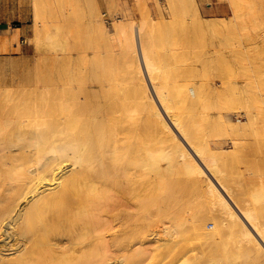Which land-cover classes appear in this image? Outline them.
<instances>
[{
    "label": "bare ground",
    "instance_id": "obj_1",
    "mask_svg": "<svg viewBox=\"0 0 264 264\" xmlns=\"http://www.w3.org/2000/svg\"><path fill=\"white\" fill-rule=\"evenodd\" d=\"M141 1L144 4L147 2V0ZM231 1L233 2L231 7L236 12V23L250 28L254 18L247 16L248 9L244 12L245 5H240L237 2L239 0ZM106 2L109 7L114 8L121 4L120 0H106ZM192 2L195 5L196 2L194 0ZM100 3L99 0H33L36 23L34 25L38 28L43 19L68 15L74 7L81 6L86 12L89 28L98 35H108L111 32L107 30L100 16ZM189 3H191L190 0ZM197 8L196 12L199 15ZM250 10L249 8V12ZM194 18L196 19V13ZM119 19L116 24L117 32H124L126 29L124 21ZM200 19L198 18V21ZM217 20H202L201 24L200 21L195 20L199 24L198 26L195 23V28L203 32L204 30L217 31L225 19L223 20L222 17ZM125 23L127 25V22ZM225 23L227 22H224V25ZM191 54L193 55L192 52ZM86 61L85 59L84 63L86 65L88 63L89 66L87 65V73L86 68L84 69L85 74L23 73L0 76V264H85L87 261L91 262L90 264L95 261L96 264H125L126 256L118 258L119 249L128 253L126 254L129 255L128 259L133 258L131 255H138L141 257L139 261H142V255L158 252L159 249L160 252L164 245L166 249L168 246L164 244L166 241H169L166 243L173 242V248L177 246L175 252L176 249H182L183 254L192 251L190 255L192 254L193 259L209 254H205V247L208 245L227 254L224 258L216 255L219 259L214 257L216 262H210V264H234L247 254L248 247L250 252L255 251V255L248 258L250 263H247L264 264V225L261 222H245L229 218L228 214L219 215L227 217L221 221L230 225L229 231L232 229V233L228 236L224 235L225 237H220L218 234V238L214 239L213 231L209 229L217 228V221L211 222L210 225L194 224L195 222L193 223L190 219L193 225H190L191 230H187L186 223L189 220L186 219L187 217L183 219L184 214L181 213L179 215L183 220L180 221L178 218L180 221L178 224L179 227H183L178 229L177 226L175 230L174 226L177 222L171 219V223H174L172 227L174 229L171 232L174 230L175 232L169 237L167 235L170 229L164 226V220L159 219L161 224L155 226L158 227L157 229L152 230L153 223L155 225L160 223L159 220L154 222L156 219H153V222L150 220L152 218L150 217V197H152L150 190L153 187L150 189L152 182L150 175H147L150 174L152 167L149 160L154 149L149 132L152 122L150 113L152 85L145 77L139 74L138 77L136 72L133 73L132 66L130 71L131 64L128 65V69L134 75L128 71L129 75L120 76L103 74L101 71L99 73L96 65L93 64L94 60L91 62L92 65ZM129 62L133 63L131 60ZM196 85L188 82L182 91V88L178 86L179 94L174 95L173 100L176 102L172 100L173 105L178 104L179 101V105L186 111H195L196 107L203 102L202 100L199 104L201 94L199 96L200 91L197 90L200 85H197L199 88ZM176 95L180 100H176L178 99ZM226 101L229 102V99ZM170 105H172L171 101L165 104L167 108H170ZM205 106L197 109L204 112L207 109ZM226 114L224 116L220 113L227 125L235 130L244 126L240 119V112ZM234 115L238 117L237 123H232ZM246 115L250 117L252 114L246 112ZM184 119L180 114L173 117L175 123L178 121L181 123ZM169 141L173 144L165 146L167 142H163V144L166 143L163 145L166 150L162 149V146L158 148L169 154L170 158L178 159L174 160V163L168 161L170 164L173 163L169 166L173 171V165L174 169L180 168V158L192 157L196 150L186 148L183 154L182 145L178 139ZM211 144H213L212 147L208 146L210 151L214 150L216 154L227 153V151L224 153L223 143ZM232 144H236L235 141ZM158 148L157 151H159ZM190 163L189 160L188 164ZM158 164H161L162 170L167 166ZM169 167L166 168L169 169ZM161 172L166 175L165 171L159 169V175ZM160 181L159 179V184L162 183ZM255 196L264 197V188L258 189ZM133 199L137 203L142 201L139 207V209L142 208V217H140L142 219H139L143 221V227L136 235L134 232L136 229L133 231L132 226L136 222L134 220L135 212H137L133 207ZM183 207L181 212L184 210ZM165 211L163 210L164 213ZM158 213L160 214V211ZM172 213L170 218L175 217L179 212L172 210ZM137 215L136 218H138ZM166 219L169 220L168 215ZM163 233L167 234V238ZM191 234L203 240L202 249L195 251L194 248L190 249L187 246V250L190 249V251L184 250L185 242L193 240L189 239L188 235ZM173 248H170L171 253ZM178 252L176 253H182L179 250ZM91 255L96 257L91 259ZM175 255L178 257L177 254ZM202 256V264L209 262L210 257L208 259L205 257L206 261H204ZM89 257L90 259L87 260ZM174 257L170 259L173 260ZM214 258L211 257L210 261H215ZM184 259L186 263L190 260ZM179 260L177 261L179 263L183 261ZM177 262L175 264H179ZM189 262L187 264L191 263ZM168 263H171L170 260ZM239 263L241 264V260Z\"/></svg>",
    "mask_w": 264,
    "mask_h": 264
},
{
    "label": "rangeland",
    "instance_id": "obj_2",
    "mask_svg": "<svg viewBox=\"0 0 264 264\" xmlns=\"http://www.w3.org/2000/svg\"><path fill=\"white\" fill-rule=\"evenodd\" d=\"M186 1L188 5L185 0H147L146 4L141 0H120L121 4L114 8L109 7L106 0H99V3L101 2L99 4L100 16L105 27L111 33L98 35L89 28L86 12L81 6L74 7L68 15L45 18L37 28L33 0H0V22L2 21L8 29L6 31L8 32L6 33V47L0 52V76L23 73L85 74L84 69L86 68L87 73L88 65V63L87 65L84 63L85 59L90 63L94 60L93 64L96 65V69L103 74L129 75L131 73L130 66H132L133 73L136 72L137 76L139 74L145 77L152 85L150 111L152 122L149 132L154 149L149 160L150 167H152H149L150 174L147 175H150V181L154 182L156 186L150 184L152 185L150 189L153 187L150 190L152 191V195H150L152 196L150 197V217L152 216V218L150 220L153 222V219H156L154 222H157L160 219L164 220L163 223L169 224H164L170 229L168 235L163 233L165 237L166 235L169 237L175 232L179 227L178 223L186 217L189 220L186 223L187 230H191L190 225H193L194 222V224L210 225L211 222L217 221L219 231L217 228L209 229V231H213L215 239L219 235L225 237L224 235L228 236L229 233H232V229L229 231L230 225L221 221L223 218H227L219 216L222 214H228V217L234 218V220L255 221L264 225V197L257 198L255 196L258 189L264 188V0L237 1L240 5H245L244 12L248 9L247 16L254 18L250 28H245L243 25L241 27L236 23V12L231 7L233 5L231 0H194L195 5L192 0H190L191 3L189 0ZM249 8L253 11L249 12ZM195 13L196 19L194 18ZM222 17L227 23L224 25V22H221V27L217 28L219 31L204 30L205 32H203V30L198 31L195 28V23L199 26V21L201 24L202 20H217ZM119 18L123 19L122 22L124 21L126 28L124 32H117L116 24L119 22ZM234 18L236 19L234 20ZM197 25L196 27L199 28ZM222 26L224 27L222 28ZM225 26H228V29ZM124 38L125 40H123ZM90 54L95 55L91 56ZM126 60L128 62L131 60L133 63H128ZM188 82L200 85V88L196 85L199 88L197 91H200L199 96L200 94L201 97L204 96L202 99L199 97V104L202 100L203 102L200 104L201 107L196 104L198 106L195 111H186L179 105V101L174 105L172 102L174 95L179 94L178 88L181 87L182 91ZM197 87L196 89H198ZM204 90L206 91L204 92ZM201 91L203 92L201 93ZM166 92L168 93L166 94ZM204 93L205 95H203ZM175 97L178 98L177 95ZM227 99L229 102L226 101ZM170 101L172 105L167 108L165 104H169ZM203 105H206L205 108H207L205 113L203 110L197 109H202ZM234 112H240V119L244 125L238 130L227 125L223 120L224 117L221 118L222 114L225 116L226 113L233 114ZM246 112H250L252 115L248 117ZM179 114L185 119L181 120V123L180 121L175 123L173 117ZM218 114L219 116H217ZM237 122L238 117L234 115L232 123ZM175 139L181 142L183 154L186 148H195L196 150L192 157L179 159L181 160L180 168H177L179 171L174 169V165L173 171L169 167L174 163V160L178 159L170 158L169 154L167 155L165 151L158 148L162 146V149L166 150L163 146L166 143L163 144V142H167L165 145L167 146L173 144L169 140ZM234 141L236 144H232ZM213 142L223 143L224 153L226 151L227 153L216 154V151H210L209 148L212 147L211 143ZM189 160L190 164H188ZM168 161L173 163L170 164ZM158 163H162L163 167L167 165L171 172L166 168L167 166L162 170L161 164ZM159 169L165 171L166 175L162 174L164 172L159 175ZM159 179L162 182L161 185ZM157 189H160L159 191L162 193ZM134 201L133 207L137 212H135V220L133 219L136 222L132 226L134 227L133 231L136 229L134 231L136 235L143 227V221H140L142 208L139 209L142 201L138 203L136 201L134 203ZM182 207L183 212H181ZM163 210H166L165 213ZM172 210L179 212L175 216L176 218L174 216L170 218ZM181 213L184 214L183 219L179 215ZM136 214L139 215H137L138 218H136ZM167 215L169 220H165ZM172 215L175 214L172 213ZM171 219L173 222H177V225L174 226L176 228L172 232L174 223H171ZM190 219L193 220V223ZM161 221L156 225L153 223L152 230L157 229L158 227L155 226L160 225ZM196 221L198 222L196 223ZM188 236L193 240L185 242L184 250L188 248H194L195 251L199 248L202 249L203 240L200 237H194L193 234ZM166 242H163L168 245L166 249L164 245L160 252V249L158 252L150 251V254L142 255V261H139L141 257L138 255H131L133 258L129 257L128 259L129 255H126L128 253H125L123 249H119L117 255L118 258L126 256V263L129 260L132 261L127 264H136L137 261V264L140 262L141 264H167L169 260L175 264L184 251L178 249L182 251L181 254H178L180 252L177 249L178 253L175 252L177 246L173 248V242ZM170 248H173L172 253ZM190 249L187 251L189 252ZM214 249L212 245H208L205 247V254H209L203 255L204 257L200 255L197 259H193L192 254L190 255L191 251L183 254L181 259H190L191 263L186 259L190 264H202L201 256L204 261L210 257L209 262L206 261V264H210V262L215 263L216 259H219L216 255H219L220 258L227 255ZM215 252L218 254H214ZM246 252L247 254L240 258L241 264L244 261V264L250 263L248 258L255 255V251L250 252L248 247ZM173 256H175L174 259H170ZM91 257L93 259L96 256L91 255ZM211 257L212 259L216 257L214 262L210 261ZM89 259L90 257L87 260ZM240 260L238 259L234 264H240ZM95 262L92 264H96ZM180 263L185 264V259Z\"/></svg>",
    "mask_w": 264,
    "mask_h": 264
},
{
    "label": "crops",
    "instance_id": "obj_3",
    "mask_svg": "<svg viewBox=\"0 0 264 264\" xmlns=\"http://www.w3.org/2000/svg\"><path fill=\"white\" fill-rule=\"evenodd\" d=\"M8 31L7 27L4 26L3 22H0V52L6 47V32ZM9 46V45H8Z\"/></svg>",
    "mask_w": 264,
    "mask_h": 264
}]
</instances>
